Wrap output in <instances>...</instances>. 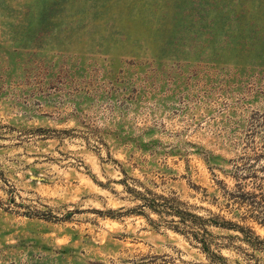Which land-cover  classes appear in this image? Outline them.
Here are the masks:
<instances>
[{
    "label": "rangeland",
    "instance_id": "1",
    "mask_svg": "<svg viewBox=\"0 0 264 264\" xmlns=\"http://www.w3.org/2000/svg\"><path fill=\"white\" fill-rule=\"evenodd\" d=\"M263 210L264 0H0V264H264Z\"/></svg>",
    "mask_w": 264,
    "mask_h": 264
},
{
    "label": "trees",
    "instance_id": "2",
    "mask_svg": "<svg viewBox=\"0 0 264 264\" xmlns=\"http://www.w3.org/2000/svg\"><path fill=\"white\" fill-rule=\"evenodd\" d=\"M255 203L258 204V202H255ZM142 205H147L150 207H156V206H159L160 203L156 202L154 198L143 196V204ZM172 207L173 206L171 205V208ZM177 213H180V221L183 224L190 225V227L193 228V230H191V233H192L196 243L206 253V256L209 260L208 264H228L227 257L219 255L216 252H214L211 248L210 242L207 239L208 231L206 230L205 225L207 223H212V222L214 224H219V222H214L213 218H204L202 216L192 214L189 212H177ZM262 213L264 216V210ZM220 225H225L226 227L237 228V229L244 232L243 227L235 225L231 222H226V223L223 222ZM245 238L251 245H254L251 241V239L253 238L251 235L245 234ZM259 242L264 243V239L260 240Z\"/></svg>",
    "mask_w": 264,
    "mask_h": 264
}]
</instances>
